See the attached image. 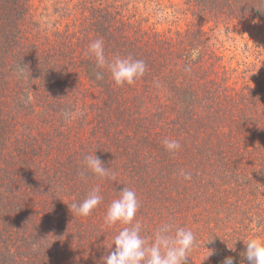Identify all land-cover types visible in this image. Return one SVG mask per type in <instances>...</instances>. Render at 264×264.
Returning a JSON list of instances; mask_svg holds the SVG:
<instances>
[{
  "label": "trees",
  "instance_id": "obj_1",
  "mask_svg": "<svg viewBox=\"0 0 264 264\" xmlns=\"http://www.w3.org/2000/svg\"><path fill=\"white\" fill-rule=\"evenodd\" d=\"M93 2H72L75 33L45 45L34 0H0V264H101L126 226L104 220L124 187L143 236L168 222L195 233L186 264H248L242 240L264 238V81L241 84L253 70L232 74L208 24L264 20V0H139L144 22ZM95 39L109 60H144L145 75L115 85L88 52ZM92 153L109 177L84 167ZM97 187L101 204L77 215Z\"/></svg>",
  "mask_w": 264,
  "mask_h": 264
},
{
  "label": "clouds",
  "instance_id": "obj_2",
  "mask_svg": "<svg viewBox=\"0 0 264 264\" xmlns=\"http://www.w3.org/2000/svg\"><path fill=\"white\" fill-rule=\"evenodd\" d=\"M88 52L94 56L98 67L107 69L117 86L134 84L145 75L147 70L144 60L132 56H116L109 60L105 55L103 39L91 41ZM189 70L185 69V71ZM19 71L23 74L24 67L20 66ZM96 78L103 79V74L98 73ZM72 115L70 110L63 112L66 120L71 119ZM163 144L169 153H176L181 148V144L176 139L165 138ZM95 153L84 157V167L97 178L109 177L111 169L105 167ZM180 175L184 180H191L190 173L181 170ZM99 192L98 187L93 188L85 199L73 203L71 209L79 216L91 215L103 200ZM139 207L136 191L127 187H124L117 198L111 201L104 217L105 223L109 226L117 223L126 226L115 235L112 244L115 246L114 250L102 257L101 264H186L189 253L198 244L195 233L189 228L168 222L162 223L149 239L142 235V225L136 219ZM242 241L246 246L242 255L248 264H264V238L251 237ZM222 264H235L234 258L226 257Z\"/></svg>",
  "mask_w": 264,
  "mask_h": 264
},
{
  "label": "rangeland",
  "instance_id": "obj_3",
  "mask_svg": "<svg viewBox=\"0 0 264 264\" xmlns=\"http://www.w3.org/2000/svg\"><path fill=\"white\" fill-rule=\"evenodd\" d=\"M75 1L76 0H34L35 8H33V19L38 23L36 27L39 26L41 35H43L38 36L44 41L45 45L54 42L58 35L57 32L63 31L64 28L65 30L66 28L68 29L69 35L75 33L74 29L66 27L68 23L70 24L69 27H71L73 20L72 13H68L66 8L69 7L71 10L72 2ZM91 1H94L93 3L97 7L103 4H110V6L116 4L121 10L125 11L129 9V15L131 17H142L143 22L144 18L147 16L144 14V7H142L139 0ZM172 1L177 5L180 2V0ZM169 10H173V7L170 6ZM183 23L185 22L181 23V27L185 26ZM208 25L210 26L214 43L216 41V48L220 54L224 56L226 65L228 67H230L228 64L233 65L232 68L230 67L231 72L241 66V64L246 66L249 65V69L253 70L250 75L241 80V84L251 78L252 80L249 81H264V20L255 19L237 24L220 19V21H216V23L211 22ZM164 27L166 26L163 25L159 28L163 29ZM232 74L235 75L236 73L232 72ZM43 110L44 107L41 112L42 115L44 114ZM37 120L38 119H35V123L29 125L28 129H30V131L37 130V126H43V124L41 125ZM28 131L29 130H27V132Z\"/></svg>",
  "mask_w": 264,
  "mask_h": 264
}]
</instances>
